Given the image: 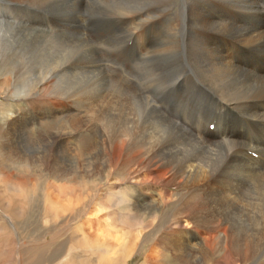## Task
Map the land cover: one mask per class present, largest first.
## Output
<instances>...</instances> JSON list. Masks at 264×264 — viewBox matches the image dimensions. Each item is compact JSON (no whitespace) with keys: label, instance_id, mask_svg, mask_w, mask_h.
<instances>
[{"label":"bare ground","instance_id":"obj_1","mask_svg":"<svg viewBox=\"0 0 264 264\" xmlns=\"http://www.w3.org/2000/svg\"><path fill=\"white\" fill-rule=\"evenodd\" d=\"M1 1L2 15L27 8L35 31L13 18L0 22V95L15 107L0 117V264H130L136 256L141 264H264V0H190L185 69L173 14L167 28L158 11L136 12L141 0ZM99 9L106 18H87L103 39L97 49L110 53L123 41L117 52L136 62L129 76L176 110L178 122L163 118L131 83L113 81L123 77L109 74L102 58L66 62L67 43L94 55L80 31L84 14ZM145 25L147 33L126 51ZM20 41L49 68L35 79L30 59L15 63L25 76L21 92L10 59ZM158 61L155 83L142 87L135 65ZM85 75L95 79L89 93L79 86L64 92L67 79ZM171 84L183 109L164 95ZM181 88L193 105L180 98ZM85 102L98 109L90 117ZM19 103L55 122L28 150L18 133H10L13 144L6 131L20 129ZM95 172L99 184L82 188ZM34 206L43 231L23 234L18 226Z\"/></svg>","mask_w":264,"mask_h":264},{"label":"rangeland","instance_id":"obj_2","mask_svg":"<svg viewBox=\"0 0 264 264\" xmlns=\"http://www.w3.org/2000/svg\"><path fill=\"white\" fill-rule=\"evenodd\" d=\"M189 3H190V0H141V8L136 9V12H139L142 10H151V11L156 10V11H158L159 14L164 15V17L162 19L163 20L165 19L167 21V23H168L167 28L170 27L171 18H172V14H173V17L175 19V24H176V36H177V42H178L175 50L178 51V48H179V53H180V57H181L180 63H182L180 66H181V68L183 67L184 69L187 67L186 66L187 63H185V61H183V60H185V57H186V52H184L185 51L184 46H185V44L188 43V38L190 36V32H189L190 24H189V20H188ZM2 5H3V1L0 0V11L2 10V7H1ZM120 7H123V5H121ZM26 9L27 8H25L24 6L21 7L19 10L16 11V15H12V14L11 15H8V14L2 15L1 14L2 11H1L0 12V22L3 20L9 21L10 19L13 18V19L17 20V23L19 24V28L21 27V29H24V30L29 29V30H32L34 32L35 26L30 25V20H31L30 15L31 14L29 13L28 9L27 10ZM4 16H6L7 18H5ZM88 17L92 18V19H101V18H106V14L103 13L101 11V9H99V10H95V11L88 12V13L84 14V17H83L84 19L82 18V21H83L85 26L83 27V31L81 30L80 32L84 33L85 36H82V35L81 36L87 40H88V38H90L89 39L90 41L92 40L91 42L88 40V42H89L88 44H90V46L94 47V51H95L94 55L90 52H85L83 50V47L78 45L77 43H67L68 51L66 53H64V58H65L66 62L67 63L78 62L81 64H85V63L89 62L92 59V57L95 59L102 58V60H103L102 63H103V65L105 64L103 67L106 71H108L109 74H112L114 76V73H115V74L119 75L120 77L121 76L123 77V79L115 77L116 79L113 81L117 82L118 84L120 83L118 80H121L122 82H123V80H125V81L131 83L133 85L134 91L137 93V95H141L145 99L149 98L152 101V105L155 108V110L157 109V111L160 112V114L163 116V118L167 117L165 119H167L169 122H171V121L178 122V120L180 118L176 117L177 116L176 110H174L173 108H171V110H169L168 107L165 108V105L161 103L163 101L162 98H160L161 96L156 94V92L154 90H148V91L146 90L147 92L144 89L140 90L137 87V85L135 84L137 82H135L133 80L134 77L129 76V74L134 73L133 72L134 69H132L131 66H132V63H136V62L128 60L124 55L117 52V49L123 44V41L117 42L116 44H114L111 47V49H108L109 51L113 50L110 53H102L97 49V45H104V43H102L103 39L99 35L94 33L95 29H93V23L87 19ZM155 21L157 22V20H155ZM38 25L42 29H47V30H49L51 28H52L51 30L61 29L60 25L59 24L56 25V23L55 24H49L48 22H40V23H38ZM24 26H25V28H24ZM144 27H143V29L142 28L138 29V30H140V32L137 30L136 33L134 32L135 34L133 33L131 38L126 43L127 44L125 47L126 51L128 50V48L130 49L134 45V43L136 42L134 39H136L137 36L142 35L144 33H147V31L149 29L146 28V25ZM153 36L155 37V39L153 42L150 43L149 48L151 47V45L155 44V42L157 40V36L156 35H153ZM17 38H22V37L18 36ZM32 38H30V39H32ZM78 38L74 37V36H67L65 39L70 41V40H78ZM48 41H50V40H48ZM52 41H56V39H52ZM95 41H97V42H95ZM130 42L132 45H129ZM15 45L18 47H17L16 51L10 56L11 69L15 74V76H14L15 85L18 87V89L21 92L26 86L25 76H23V75L19 76L17 74V65L18 64L15 65V63H19V62L22 63L23 58L24 59H30L31 60L30 62L33 63V72L35 75L34 76L35 79H36V76L39 74V72L49 71V68L46 70L43 67V63L40 62L41 57H40L38 51L34 52L33 55L27 53L28 46H30L29 42L20 41L19 43L16 42ZM86 48H88V47L85 46V49ZM57 49H58V47H57ZM148 49L146 51H148ZM146 51L141 52L136 56L141 57L144 53H146ZM24 52H26V57L24 56ZM111 55H113L111 58L108 57ZM115 55H120L117 58H114V59H116V64H114V62H112V60H111ZM51 56L54 58L58 57L59 52L56 51V53L52 54ZM121 56H123L125 59H123ZM108 60H109V63H108ZM107 65L109 68L107 67ZM158 65H159V61L157 63H153V64H150V63L145 64L142 62V63H138L135 65L136 70H143L142 81L144 82V84L142 87H146L149 83H155V80L153 79L152 74H151V70L157 69ZM128 68L129 69L131 68V71H129ZM182 76H184V75H182ZM125 77H127V79H125ZM188 77L192 81L191 76H187V78ZM94 82H95V79L92 76H87V75H85L79 82H77L74 78H69L66 80V82L64 84V92L67 94H72L75 91L76 87L79 86V88H77V89H80L81 95L84 92L89 93L94 88L93 87ZM176 83H174V85ZM161 85H162L161 88H159L160 90L163 89V84H161ZM174 85L173 84L170 85V86H172V88L170 86H165L164 91H163V92H165L164 95L169 100H171L173 103H175L178 108L183 109V106L180 104L179 99L174 98L171 95V90L173 89ZM147 93H149V94H147ZM179 95H180V98H185V99L188 98L186 100H188L193 105V101H192L190 95L187 94L185 89H182V88L179 89ZM152 98H154V99H152ZM2 99H3V97L0 95V117L5 118V116H7L8 113H10L11 111H15V107L13 106V104L7 105L6 101H4V103H5L4 104ZM149 99H147V100L151 103V101ZM11 101L12 100H9V103H11ZM153 101H154V103H153ZM156 104L157 105L159 104V106H157ZM19 106H20V108H22V111H21L22 113L19 115L21 118V119L19 118V120L21 122L19 125L20 129H18L17 127L11 128V126H10L6 129V131H7L8 136L10 137V139L12 138L11 143H13V142L15 143V140L13 138V135H11L10 133L11 132L18 133L19 134V140L22 141L25 145H28L26 147L27 148L26 150H28V148L32 147V145L34 143L33 141L38 140V139L41 140V137L44 139V137L46 135V130L49 129L52 125H54L55 122L51 123L50 119L53 120V118H49V117H45V116H43V119H41L42 117L37 115V113L35 114L34 112L28 111L27 106L25 108V105L22 103L21 104L19 103ZM24 108L26 111L24 110ZM82 108H83L84 112L87 111L88 117H90L94 111L98 110L96 108H93V106L87 102L82 103ZM46 118L48 119V121L46 120ZM176 118H179V119H176ZM49 122L51 125L49 124ZM188 124H190V123L188 122ZM32 129H33V132H32ZM182 129H185V131H187L190 134V130H187V129H189V127L182 128ZM22 131H24V132H22ZM89 138H91V137H89ZM28 139L30 140V142H28L29 141ZM75 141H76V139H75ZM70 142L68 143V146L70 147L71 150H73L75 148V147H73L74 142L73 141H70ZM96 174L97 173L95 172V174L93 175V177L91 179H89V178L83 179L81 182L82 188L86 189L89 187H94L95 183L99 184V181H97L98 176ZM94 177H95V179H94ZM38 214H39V212L37 210V207L34 206L32 209L29 210V215L27 218H25L26 220H25V223L22 225V228L19 227L17 224L18 228L23 232V234L30 232V231H34L37 233L41 232V230L43 229V227H41V226H43V225L36 223L37 221H39L38 220V216H39ZM141 262H142V256L133 257L129 261L130 264H141Z\"/></svg>","mask_w":264,"mask_h":264}]
</instances>
